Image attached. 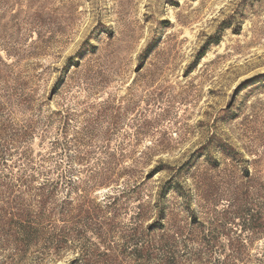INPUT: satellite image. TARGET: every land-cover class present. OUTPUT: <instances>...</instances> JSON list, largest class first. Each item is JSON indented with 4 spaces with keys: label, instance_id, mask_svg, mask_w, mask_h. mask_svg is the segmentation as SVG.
<instances>
[{
    "label": "rangeland",
    "instance_id": "374dc122",
    "mask_svg": "<svg viewBox=\"0 0 264 264\" xmlns=\"http://www.w3.org/2000/svg\"><path fill=\"white\" fill-rule=\"evenodd\" d=\"M0 264H264V0H0Z\"/></svg>",
    "mask_w": 264,
    "mask_h": 264
}]
</instances>
